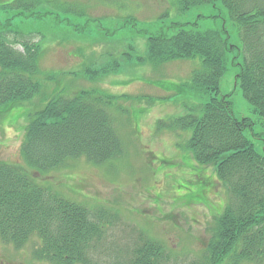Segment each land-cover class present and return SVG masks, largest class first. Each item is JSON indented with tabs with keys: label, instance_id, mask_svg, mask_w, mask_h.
<instances>
[{
	"label": "rangeland",
	"instance_id": "1",
	"mask_svg": "<svg viewBox=\"0 0 264 264\" xmlns=\"http://www.w3.org/2000/svg\"><path fill=\"white\" fill-rule=\"evenodd\" d=\"M13 1L0 0V38L10 30L15 34L6 37L9 42L25 38L40 49L34 77L40 91L29 101L0 107V162L25 166L20 153L25 128L50 100L82 91L112 95L118 99V109L111 113L123 155L102 165L70 160L41 175L32 173L34 181L107 217L110 224L90 253L100 264L125 259L141 239L165 247V264H205L206 246L230 194L214 166L194 160L187 148L192 131L171 127L207 99L181 89L201 69L200 58L158 65L145 60L149 36L172 37L175 25L195 22L198 31H222L240 48L238 31L221 1L32 0L39 19L2 7ZM234 53L220 81V95L228 96L238 120L249 121L244 135L264 156V118L253 113L235 82L239 66L234 63L242 64V57L231 59ZM88 69L99 71L98 76L88 77ZM120 110L126 115H119ZM34 247L35 238L21 250L0 239V264H49L34 259Z\"/></svg>",
	"mask_w": 264,
	"mask_h": 264
},
{
	"label": "trees",
	"instance_id": "2",
	"mask_svg": "<svg viewBox=\"0 0 264 264\" xmlns=\"http://www.w3.org/2000/svg\"><path fill=\"white\" fill-rule=\"evenodd\" d=\"M184 1L190 5L213 2ZM220 1L238 31L240 48L233 47L222 31H198L195 22L175 25L178 31L172 37L149 36L145 61L158 65L200 58L201 69L193 71L181 89L207 99L191 106L188 115L174 120L171 127L192 131L187 148L194 160L214 166L218 181L230 194L229 205L216 219L204 263L260 264L264 262V156L244 135L249 121L234 116L219 86L230 54L235 52L231 59L241 55L242 64L234 63L239 66L235 82L253 113L264 118V0ZM34 4L14 0L2 7L18 9L19 17L42 18L32 12ZM12 33L7 30L0 38V107L29 101L40 91L34 79L40 49L21 35L22 41L9 42L6 37ZM86 73L94 77L99 71ZM117 102L102 91H82L71 98L50 100L30 119L20 149L25 166L0 162V239L4 243L21 250L35 238L32 253L37 261L100 264L90 253L110 224L107 217L38 185L32 173L41 175L80 158L94 165L119 159L123 149L111 113L118 109ZM29 169L34 171L32 177ZM132 247L125 259L109 264H165L169 258L163 245L148 239Z\"/></svg>",
	"mask_w": 264,
	"mask_h": 264
}]
</instances>
